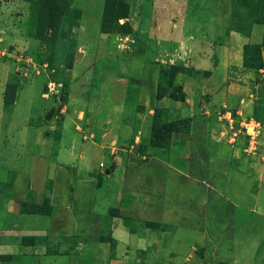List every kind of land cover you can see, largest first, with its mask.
I'll list each match as a JSON object with an SVG mask.
<instances>
[{
	"label": "rangeland",
	"instance_id": "374dc122",
	"mask_svg": "<svg viewBox=\"0 0 264 264\" xmlns=\"http://www.w3.org/2000/svg\"><path fill=\"white\" fill-rule=\"evenodd\" d=\"M126 3L128 18L119 19L118 23L127 20L130 28H114L111 23L104 29L105 0H74L68 20L70 35L65 36L62 27L63 35L57 34L53 40L49 38L52 28L41 32L43 0H0V168L11 170L17 157L29 153L57 161L61 159L58 153L68 150L73 136L82 143L87 135L95 139L87 144L93 147H85L91 170L98 173L101 161L113 170L116 156L131 149L138 133L142 142L132 148L134 154L142 155L143 160H151L153 155L157 160L167 159L185 171L190 153L187 135L192 123L209 122L219 127L215 142L223 145L225 167L231 175L239 170L243 159L262 162L261 169L251 174L254 177L243 182L246 192L239 198L241 204L234 213L236 224L241 226H237L236 242L227 246H234V264H264V0H126ZM232 14L235 25L231 24ZM64 22L67 23L66 18L60 23ZM242 27L246 33L239 32ZM226 29L238 33V40L231 39L233 45L246 41L243 49L246 44L263 42L260 56L256 50L255 55L250 52L247 60L251 64L246 66L242 50V61L232 60L219 83L196 91L195 84L212 74L213 63L206 58L200 65L206 43L199 39L210 38L216 46L224 40ZM176 64L184 68L174 76L171 66ZM252 64L258 67L252 68ZM10 81L16 82L18 97L8 109L4 108L9 105L4 106L3 93ZM224 86H230L232 100H217ZM175 89L182 98L169 96ZM188 96L190 103H186ZM235 98L243 99V103L244 99L249 100L241 112ZM250 120L261 127L252 152L246 150L250 136L244 128V123ZM166 121L177 122L178 129L169 134L156 132L157 143L152 145L154 127ZM124 123L133 124V129L128 134L116 133V126ZM96 124L104 132L98 142ZM114 138L128 139L129 145L118 147ZM175 139L178 146L173 142ZM71 162L78 166L77 162ZM9 175L11 181L14 176ZM102 175V172L96 175L97 182ZM85 199L88 204V198ZM41 210L51 213L46 203ZM115 216H122L117 206L104 211L100 228L96 227L92 239H87L106 245L102 253L115 249L111 229ZM153 227L159 230L165 225L155 223ZM229 241L228 238L226 243ZM87 244L80 245L85 250L78 251L85 252L87 264H98L92 254L94 248H89L94 245ZM195 252L197 257L203 256L201 246ZM106 260H100L99 264H107ZM221 262L233 264V259L225 256Z\"/></svg>",
	"mask_w": 264,
	"mask_h": 264
},
{
	"label": "crops",
	"instance_id": "0c3cea01",
	"mask_svg": "<svg viewBox=\"0 0 264 264\" xmlns=\"http://www.w3.org/2000/svg\"><path fill=\"white\" fill-rule=\"evenodd\" d=\"M223 35L224 40L216 46L210 38L199 39L206 43L201 51L200 65L206 58L213 63L212 74L195 84L196 91L202 86L207 88L219 83L235 58L242 61L246 41L235 46L231 39L238 40L237 32L226 29ZM229 89L230 86H224L220 96H214L223 102L232 100ZM17 97L18 94L14 104ZM189 100L190 96L186 97V103H190ZM248 101L237 100L240 112ZM3 104L5 106L4 100ZM14 104L4 108L9 109ZM101 127L96 124L94 128L98 133L95 135L97 142L104 134ZM218 128L209 122L192 123L191 133L187 135L190 153L185 171L167 159L157 160L153 155L151 160H143L142 155L134 154L132 148L141 141L138 133L131 149L116 156L115 169H110L105 162L101 166V161L98 173L91 170L90 156L85 151L86 146L93 147L87 144L94 143L95 139L87 135L82 143L73 136L68 150L58 153L61 159L57 161L31 153L17 157L11 170L0 168V264H87L85 252L78 251L80 245L87 243L94 245L89 248H94L92 254L98 264L102 259H107V264L127 261L128 264H133L131 261H139V264H225L221 262L225 256L236 263L234 246H227L236 242L237 226H241L236 224L234 213L238 212L239 198L246 190L243 182L254 177L251 174L261 169L262 162L250 163L243 159L239 162V170L231 175L225 167L223 145L215 142L219 138ZM132 129L133 124H119L116 133ZM114 139L118 147L129 145L128 139ZM173 142L178 146L177 139ZM101 172L98 184L96 175ZM10 173L14 176L11 181L8 180ZM46 198L51 213L22 210V204H44ZM111 206L119 207L122 216H115L111 226L115 249L102 253L106 245L99 240L87 242V239H92L96 227L101 226L104 211ZM148 222L165 227L156 230ZM21 236L35 239L28 244L3 239ZM228 238L230 241L226 243ZM198 246L203 256H196Z\"/></svg>",
	"mask_w": 264,
	"mask_h": 264
},
{
	"label": "trees",
	"instance_id": "16d2710c",
	"mask_svg": "<svg viewBox=\"0 0 264 264\" xmlns=\"http://www.w3.org/2000/svg\"><path fill=\"white\" fill-rule=\"evenodd\" d=\"M74 0H43V6H42V10L44 11L45 15L43 16L44 21H42V26L43 28L41 29V32H44L46 28H52L53 29V33L52 38L53 40L55 39V37L57 36V34H61L63 35V28H65V36H69L70 35V12L73 11L72 10V3ZM104 14H103V20H102V28H106L108 25H110L111 23H113L112 25L115 27H119V28H125L128 25L127 20H125L124 23L119 24L118 21L119 19H125L128 18V11H129V6L126 3V0H105V4H104ZM56 16V17H55ZM67 19V23L65 24H61L60 22H63L64 19ZM231 24L235 25V21H233V14H232V20H231ZM61 26V27H60ZM73 26V24H72ZM130 28V26H129ZM233 29V28H232ZM241 30L239 32L241 33H246L244 27L240 28ZM128 30V28H127ZM43 37V36H41ZM264 38V35H263ZM263 43V42H262ZM262 43H249L245 45V48L243 49V63L246 66H249L248 64H251L247 59H248V54L251 52L253 55L254 54V50L257 51V55L258 57L260 56V44ZM73 64V63H72ZM72 64L69 67L72 66ZM254 64H252V68H257V66H253ZM171 68H173L174 71V76L181 72L182 69L184 68L183 65L181 64H176L171 66ZM16 82L15 81H10L4 90L3 93V100L4 103L6 105H12L14 104L15 100H16V95H17V91H16ZM178 90H180V85H177ZM175 89V93H170L169 96L173 99H180L182 98L181 96H178L176 93ZM158 98H161L162 96L160 94H157ZM160 125L154 127L153 129V133H152V145L156 146V132L159 133H167L169 134V132L171 133L172 131H175L177 128V122L175 121H166L163 123H159ZM48 199L46 198V200L44 201V204L46 203ZM48 204V203H46ZM42 205L43 204H22V210L26 211V210H32L33 212H44L42 211ZM5 240L8 241H16V242H21L23 244H28L30 243V241H34V237H29V236H21V237H12V238H3ZM116 241H114L115 243Z\"/></svg>",
	"mask_w": 264,
	"mask_h": 264
},
{
	"label": "built area",
	"instance_id": "2783aa9c",
	"mask_svg": "<svg viewBox=\"0 0 264 264\" xmlns=\"http://www.w3.org/2000/svg\"><path fill=\"white\" fill-rule=\"evenodd\" d=\"M245 132L250 136L249 145L248 148H246L247 151L252 152L253 149H255L256 146V138L260 131V125L258 122H255L254 120H250L244 123ZM101 166H104V163H100Z\"/></svg>",
	"mask_w": 264,
	"mask_h": 264
}]
</instances>
